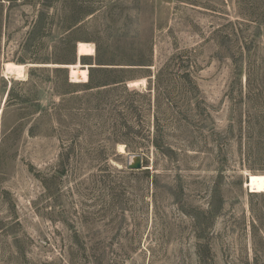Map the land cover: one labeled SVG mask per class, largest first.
Segmentation results:
<instances>
[{"label": "rangeland", "instance_id": "rangeland-1", "mask_svg": "<svg viewBox=\"0 0 264 264\" xmlns=\"http://www.w3.org/2000/svg\"><path fill=\"white\" fill-rule=\"evenodd\" d=\"M263 152L264 0H0V264H264Z\"/></svg>", "mask_w": 264, "mask_h": 264}, {"label": "bare ground", "instance_id": "bare-ground-1", "mask_svg": "<svg viewBox=\"0 0 264 264\" xmlns=\"http://www.w3.org/2000/svg\"><path fill=\"white\" fill-rule=\"evenodd\" d=\"M118 150L121 153L125 152L124 145L119 144ZM247 187L250 192L264 191V173H251L247 179Z\"/></svg>", "mask_w": 264, "mask_h": 264}, {"label": "water", "instance_id": "water-1", "mask_svg": "<svg viewBox=\"0 0 264 264\" xmlns=\"http://www.w3.org/2000/svg\"><path fill=\"white\" fill-rule=\"evenodd\" d=\"M80 58V56H78ZM126 168L129 170H140L144 168L142 154L128 153L126 156ZM249 177V175H248ZM248 179V178H247Z\"/></svg>", "mask_w": 264, "mask_h": 264}, {"label": "trees", "instance_id": "trees-1", "mask_svg": "<svg viewBox=\"0 0 264 264\" xmlns=\"http://www.w3.org/2000/svg\"><path fill=\"white\" fill-rule=\"evenodd\" d=\"M59 69H61V68L57 67V68H54L53 70H54V71H57V70H59ZM55 110H56V108H55ZM54 114H56V113H54ZM54 116H55V115H54ZM55 119H56V118H55ZM55 119H54V120H50V122H49V123H50V126H51L52 129H55V126H52V122L57 120V119H56V120H55ZM57 122H58V121H57ZM262 161L264 162V152H263ZM251 193H254V192H251Z\"/></svg>", "mask_w": 264, "mask_h": 264}]
</instances>
